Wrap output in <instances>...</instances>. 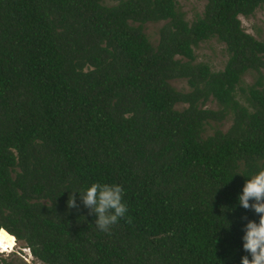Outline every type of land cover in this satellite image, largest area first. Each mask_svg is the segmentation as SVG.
Instances as JSON below:
<instances>
[{"label":"trees","instance_id":"16d2710c","mask_svg":"<svg viewBox=\"0 0 264 264\" xmlns=\"http://www.w3.org/2000/svg\"><path fill=\"white\" fill-rule=\"evenodd\" d=\"M256 6L204 0L187 21L174 0H0V234L43 264H241L259 221L238 196L264 167V40L237 15ZM156 20L152 44L142 24ZM208 37L219 69L193 61ZM93 183L124 189L110 235L80 200Z\"/></svg>","mask_w":264,"mask_h":264},{"label":"rangeland","instance_id":"374dc122","mask_svg":"<svg viewBox=\"0 0 264 264\" xmlns=\"http://www.w3.org/2000/svg\"><path fill=\"white\" fill-rule=\"evenodd\" d=\"M176 9L182 13V16L185 20L190 21L194 18L195 15L199 14L202 9L204 0H174ZM106 3H111L113 0H105ZM239 18L240 26L253 35L255 38L264 40V8L262 6H256L251 13L247 15H237ZM162 20L156 21H145L142 24V30L147 36L150 43H154L157 38V29L161 24ZM194 58L193 61H202L205 62L210 69H219L221 68L224 59L225 52L223 49V43L218 41L214 37H208L205 39L198 40L192 46ZM262 78L264 80V67L260 69ZM252 72L246 71L241 76L240 84L243 85L252 80ZM168 82L176 89L186 90L188 86L183 77H173L168 80ZM235 94L238 99L242 101V97L239 96V92L235 89ZM184 105L183 102L174 103L175 108H180ZM201 106L216 108L217 105L212 98L207 97L202 103ZM230 122V113H227L219 121L208 120L206 124L203 125L202 135L209 133L212 128L218 127L221 130L225 129ZM3 242L1 250H6L11 248V250L5 252H0V257L10 259L12 263H21V264H43L33 256H31L25 248L23 249L20 246L21 241L14 240L6 235L0 234V243Z\"/></svg>","mask_w":264,"mask_h":264},{"label":"clouds","instance_id":"9594fccd","mask_svg":"<svg viewBox=\"0 0 264 264\" xmlns=\"http://www.w3.org/2000/svg\"><path fill=\"white\" fill-rule=\"evenodd\" d=\"M79 196L83 205L89 209V215L95 214L97 217L95 226L109 235L112 226L128 212L127 205L123 201L124 189L121 185L93 183L87 189L80 191ZM238 204L259 216L258 223L248 221L243 229V250L248 255L241 257V264H264V167L259 168L245 181L242 193L238 196ZM67 207L69 209L78 207L76 192L69 195ZM243 219L246 220L247 217ZM9 250L11 248L0 252Z\"/></svg>","mask_w":264,"mask_h":264},{"label":"bare ground","instance_id":"6f19581e","mask_svg":"<svg viewBox=\"0 0 264 264\" xmlns=\"http://www.w3.org/2000/svg\"><path fill=\"white\" fill-rule=\"evenodd\" d=\"M9 233V232H8ZM25 250V248H23Z\"/></svg>","mask_w":264,"mask_h":264}]
</instances>
